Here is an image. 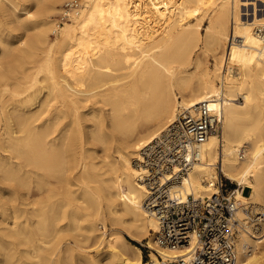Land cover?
Segmentation results:
<instances>
[{"label":"bare ground","instance_id":"1","mask_svg":"<svg viewBox=\"0 0 264 264\" xmlns=\"http://www.w3.org/2000/svg\"><path fill=\"white\" fill-rule=\"evenodd\" d=\"M63 1L0 0V264H154L122 235L158 230L135 161L202 102L222 126L179 190L213 193L219 168L246 219L234 264H263L264 0H83L51 40Z\"/></svg>","mask_w":264,"mask_h":264},{"label":"built area","instance_id":"2","mask_svg":"<svg viewBox=\"0 0 264 264\" xmlns=\"http://www.w3.org/2000/svg\"><path fill=\"white\" fill-rule=\"evenodd\" d=\"M83 6V0L63 2L52 34L79 16ZM257 32L264 40V25ZM221 126L220 107L211 111L207 102L192 109L179 106L174 120L143 147L135 161L138 180L147 193L144 207L158 224L153 233L154 264L235 262L239 235L246 226V219L237 214L239 186L231 187L218 168L213 193L196 197L179 190L184 178L202 162L201 150Z\"/></svg>","mask_w":264,"mask_h":264},{"label":"rangeland","instance_id":"3","mask_svg":"<svg viewBox=\"0 0 264 264\" xmlns=\"http://www.w3.org/2000/svg\"><path fill=\"white\" fill-rule=\"evenodd\" d=\"M66 0H64L63 2H65ZM251 3H252V1H250ZM249 2V3H250ZM258 3V4H257ZM63 4V3H62ZM61 4V5H62ZM60 5V6H61ZM252 4H249L248 6H246V7H242L241 8V12H242V14H246V13H249V12H254V6H251ZM60 6H59V8H60ZM256 7H255V10L257 11V13H260V14H262L263 12H264V6L260 3V2H256V5H255ZM251 10V11H250ZM262 10V11H261ZM244 12H246V13H244ZM251 13H249V14H251ZM54 16H56V18H57V14L56 15H54ZM55 18V17H54ZM3 22V25H2V30H3V34H7V33H9L10 31H12L14 34H22L20 31H17V30H15V29H13L14 28V25H12V24H7V22L5 21V20H3L2 21ZM55 37H54V35H52V36H50V39L51 40H53ZM10 64H12V63H10ZM7 65V64H6ZM8 65H9V63H8ZM13 65H14V63H13ZM10 67V66H9ZM12 67V66H11ZM178 96H180V94L178 95ZM180 101H181V99H180ZM240 101H242L241 99H239V102ZM3 155V157H5V155L4 154H2ZM228 184L231 186V187H236L235 186V184H232L231 185V183L228 181ZM0 186H2L3 188H6V186H7V183H4L3 181H1L0 180ZM250 191H251V189H246V192H245V194L246 195H249V193H250ZM105 227V228H104ZM112 226L110 225V223H105V225L104 226H100V232H102V231H107V233H108V235H110V233H112ZM122 235L124 236V238H125V240L129 243V244H132V245H134V246H137V247H140L141 249H142V251H143V255H144V260L145 261H149L150 259H149V256H150V254L151 253H154L153 252V250L151 249V248H149V247H147V243H148V241H152L153 240V235L151 236H149V237H142V236H140V237H135L134 236V240H132L131 239V237H132V235H130L128 232H122ZM137 238V239H136ZM72 239V238H71ZM71 239H68V240H64V246H63V250H65L64 248H66L67 246H73L74 245V241H71ZM73 240V239H72ZM71 242V243H70ZM68 243H70V244H68ZM67 244V245H66ZM94 242L92 243V244H89L90 246H86V248H87V250L89 251L90 250V252H89V254H91V255H95L96 256V251H94L93 250V248H94ZM153 244V243H152ZM96 245V244H95ZM106 249V247H104V245H103V251ZM127 252L128 253H130V254H132V251L130 250V248H128L127 249ZM74 254V255H73ZM70 253L69 254V257H68V255H67V258L69 259L70 258V261H69V263H71V264H86L85 263V261H84V259L83 258H81V256H79V254L77 255V253ZM77 256H78V259H76L77 258ZM67 259V260H68ZM72 259H73V261H72ZM80 259V260H79ZM66 260V262H68ZM79 260V261H78ZM72 261V262H71ZM68 264V263H67ZM263 264H264V261H263Z\"/></svg>","mask_w":264,"mask_h":264},{"label":"crops","instance_id":"4","mask_svg":"<svg viewBox=\"0 0 264 264\" xmlns=\"http://www.w3.org/2000/svg\"><path fill=\"white\" fill-rule=\"evenodd\" d=\"M245 192H246V188H245V190H244V195L246 196Z\"/></svg>","mask_w":264,"mask_h":264}]
</instances>
